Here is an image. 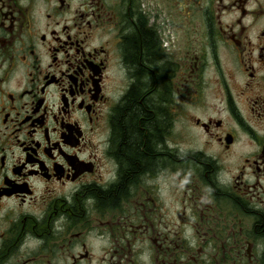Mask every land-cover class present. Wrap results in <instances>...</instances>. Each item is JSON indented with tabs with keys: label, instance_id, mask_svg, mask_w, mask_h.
Here are the masks:
<instances>
[{
	"label": "flooded vegetation",
	"instance_id": "af4514ba",
	"mask_svg": "<svg viewBox=\"0 0 264 264\" xmlns=\"http://www.w3.org/2000/svg\"><path fill=\"white\" fill-rule=\"evenodd\" d=\"M0 264H264V0H0Z\"/></svg>",
	"mask_w": 264,
	"mask_h": 264
},
{
	"label": "trees",
	"instance_id": "16d2710c",
	"mask_svg": "<svg viewBox=\"0 0 264 264\" xmlns=\"http://www.w3.org/2000/svg\"><path fill=\"white\" fill-rule=\"evenodd\" d=\"M127 122L128 125L126 126L124 125L123 130H124V139L127 140L129 144H127V146L125 147H127L126 149L131 151L130 155L133 157V160L135 161L137 158L142 157V153L140 151L141 144L134 143V137L138 135L137 139L138 141H140L143 135V131L138 132L136 130L135 118L134 116H132V113L129 114V118ZM154 134H155V138L159 139L160 134L157 132Z\"/></svg>",
	"mask_w": 264,
	"mask_h": 264
},
{
	"label": "rangeland",
	"instance_id": "374dc122",
	"mask_svg": "<svg viewBox=\"0 0 264 264\" xmlns=\"http://www.w3.org/2000/svg\"><path fill=\"white\" fill-rule=\"evenodd\" d=\"M172 188H175V187L172 186ZM162 193H163V194H162V195H163V198H165V197H166V194H167L166 189H165V190L162 189ZM174 212H175V211L173 210L172 213H174Z\"/></svg>",
	"mask_w": 264,
	"mask_h": 264
}]
</instances>
